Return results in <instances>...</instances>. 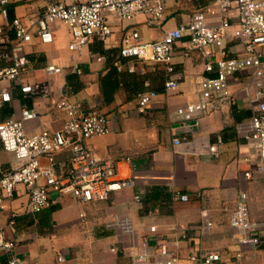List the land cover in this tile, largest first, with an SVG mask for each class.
I'll use <instances>...</instances> for the list:
<instances>
[{
	"label": "crops",
	"instance_id": "0c3cea01",
	"mask_svg": "<svg viewBox=\"0 0 264 264\" xmlns=\"http://www.w3.org/2000/svg\"><path fill=\"white\" fill-rule=\"evenodd\" d=\"M53 1L57 0H9L8 21L15 17L26 21ZM162 1L159 26L147 24L143 14L129 20L108 14L112 29L109 36L102 41L93 38L78 52L68 49L70 34L61 22L51 26L50 43H41L33 36L25 45L29 80L49 79L52 97L58 98L64 92L78 102L82 111L97 109L111 117L109 132L84 143L97 157L116 165L117 177L135 175L137 180L134 186L113 191L108 199L96 202L80 203L70 193L51 192L49 205L36 213L25 209L28 192L18 184L10 197H4L0 217L6 237L15 242L13 252L23 264H129L130 258L120 246L154 234L181 259V264H188L187 255L203 248L218 251L222 264L264 263V247L239 249L229 224V212L242 188L248 194L250 217L264 219L263 182L260 178L246 181L240 176L246 168L243 157L251 152L235 130V124L246 120L251 111L248 99L252 88L246 73L239 72L230 81L232 105L212 111L197 122L172 123L169 113L196 98V82L216 75L214 70L204 69L208 58H202L196 50L184 55L187 35L174 44L170 74L161 63H139L133 57L118 55L123 35L131 30H136L142 41H154L162 37L164 30L188 23L194 12L215 8L212 0ZM207 18L217 23L220 15L214 11L207 13ZM228 20L224 56L235 57L242 44L233 33L238 24L233 9ZM2 22L0 16V25ZM6 33L13 36L11 29ZM212 51L209 59L215 60L220 54L216 47ZM48 64L62 67L63 72L47 76L44 67ZM77 68L80 73L75 71ZM169 77L178 81L175 90H165L164 82ZM142 90L157 93L146 114L136 108V94ZM21 105L38 113L37 119L24 123L28 133L42 128L60 129L66 119L50 101L23 98L15 89L12 103L0 108V120L17 117ZM217 137L222 143L216 152H209L208 146L216 144ZM173 138H178L179 144L174 145ZM55 159L57 170L63 171L69 164L70 151L58 152ZM12 162L13 154L0 145V174ZM180 194L188 199L176 198ZM202 211L211 222L203 233L199 230ZM11 218L12 229L8 227ZM123 218L130 221L132 235L122 234L113 224ZM152 225L155 232L149 230ZM114 246L118 250L111 251ZM6 259L7 255L0 253V264H6Z\"/></svg>",
	"mask_w": 264,
	"mask_h": 264
},
{
	"label": "built area",
	"instance_id": "2783aa9c",
	"mask_svg": "<svg viewBox=\"0 0 264 264\" xmlns=\"http://www.w3.org/2000/svg\"><path fill=\"white\" fill-rule=\"evenodd\" d=\"M9 0H0V108L12 103L13 91L23 98L38 97L50 101V104L62 111L66 119L57 130L39 129L28 133L24 128L26 121L35 120L38 113L34 108L21 105L17 108L18 116L0 120V145L2 149L13 154L10 167L0 174V214L4 208V197H10L18 184L26 187L28 202L25 209L39 212L49 205L51 192L70 193L80 203L103 201L113 191L130 188L136 184L137 177H117L118 170L112 161L97 157L85 145L90 137L102 136L110 130L108 115L97 109L82 111L78 102L61 92L58 98L52 97L53 88L49 79L45 81L29 80L27 77L29 58L25 45L33 36L41 43L52 40L51 26L56 22L63 23L69 31L68 49L80 51L93 38L105 40L111 33L107 15L114 14L121 20H129L137 14L146 16L147 24L159 26L163 19L162 0H57L45 5L39 14L31 15L26 21L19 17L8 21L7 5ZM214 9L197 11L189 18L188 23L164 30L162 37L154 41H142L139 33L131 30L121 39L119 57H133L139 63H161L170 74L173 70V47L183 36L187 35L186 50L188 55L196 50L204 62V69L214 70L213 77H201L196 82V98L177 106L169 113L174 122H197L201 117L234 103L230 90V81L236 79L239 72H245L252 91L249 96L250 115L246 120L235 124L236 134L251 151L243 161L246 168L241 178L246 181L260 178L264 184V0H212ZM234 10L238 24L234 36L242 44L241 52L235 57H225L224 48L227 32L230 27L228 13ZM220 15L217 23H210L207 13ZM6 29L13 31L10 37ZM216 47L220 56L209 59ZM215 64V66H214ZM132 70V68H130ZM46 75L61 74L63 68L48 64L44 67ZM80 73V69H75ZM178 81L169 77L164 82L165 90H175ZM157 93L142 90L136 94V108L146 114ZM173 128V127H171ZM174 145L179 144L173 138ZM222 143L209 145V152H216ZM69 150L70 159L67 168L57 170L56 154ZM63 164L61 163V167ZM186 201V194L176 195ZM139 201V195L135 196ZM14 214H11L13 216ZM82 215V214H80ZM201 233L211 227L207 213L202 211ZM122 234L132 235L133 227L127 219L113 223ZM229 224L236 233L235 241L239 249H256L264 247V219L250 217L248 194L240 189L238 200L229 212ZM14 221H8L12 229ZM149 230L155 232L154 225ZM5 226L0 217V253L7 255L6 264H23L15 256V242L5 235ZM183 236V235H182ZM161 237L153 235L138 242L131 240L120 247L129 256V264H181V259L166 244L159 243ZM155 248V249H153ZM118 250L117 246L111 251ZM264 258V249H263ZM188 264H222L218 251L199 249L186 257ZM64 261L63 257L58 258ZM264 264V263H263Z\"/></svg>",
	"mask_w": 264,
	"mask_h": 264
}]
</instances>
